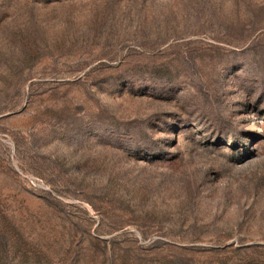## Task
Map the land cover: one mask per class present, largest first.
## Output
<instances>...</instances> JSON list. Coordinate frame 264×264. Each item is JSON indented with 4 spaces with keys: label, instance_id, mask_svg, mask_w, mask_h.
Returning a JSON list of instances; mask_svg holds the SVG:
<instances>
[{
    "label": "rangeland",
    "instance_id": "374dc122",
    "mask_svg": "<svg viewBox=\"0 0 264 264\" xmlns=\"http://www.w3.org/2000/svg\"><path fill=\"white\" fill-rule=\"evenodd\" d=\"M0 264H264V0H0Z\"/></svg>",
    "mask_w": 264,
    "mask_h": 264
}]
</instances>
